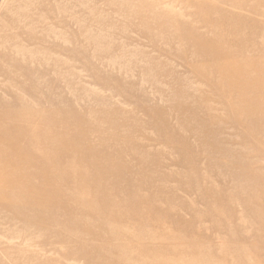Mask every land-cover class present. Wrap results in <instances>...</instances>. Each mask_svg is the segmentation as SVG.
<instances>
[{
    "label": "rangeland",
    "instance_id": "1",
    "mask_svg": "<svg viewBox=\"0 0 264 264\" xmlns=\"http://www.w3.org/2000/svg\"><path fill=\"white\" fill-rule=\"evenodd\" d=\"M15 100L71 185L0 200V264H264V0H0Z\"/></svg>",
    "mask_w": 264,
    "mask_h": 264
},
{
    "label": "bare ground",
    "instance_id": "2",
    "mask_svg": "<svg viewBox=\"0 0 264 264\" xmlns=\"http://www.w3.org/2000/svg\"><path fill=\"white\" fill-rule=\"evenodd\" d=\"M230 68L241 72L238 65L226 63L225 70ZM18 104L16 100L0 101V200L16 198L20 192L29 210L42 211L62 203L59 198L63 195L64 185H71V156L68 157V153L74 148L50 151L49 146L39 151L40 144L53 143L48 135L49 128L46 129L45 116L32 113L26 104L17 107ZM34 177L40 178L38 184L33 183ZM95 183H99L98 179ZM6 189H9V195L4 192ZM43 217L39 215L38 219Z\"/></svg>",
    "mask_w": 264,
    "mask_h": 264
}]
</instances>
